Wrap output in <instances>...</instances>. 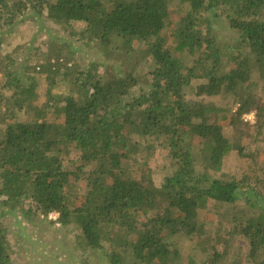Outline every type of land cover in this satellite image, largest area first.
Here are the masks:
<instances>
[{
    "label": "trees",
    "instance_id": "trees-1",
    "mask_svg": "<svg viewBox=\"0 0 264 264\" xmlns=\"http://www.w3.org/2000/svg\"><path fill=\"white\" fill-rule=\"evenodd\" d=\"M30 9L62 26L86 22L104 47L129 53L136 42H147L150 71L142 79L135 68L100 72L94 63L63 98L62 124L39 112L31 122H6L0 128L3 202L25 216L32 209L45 217L57 212L64 225L76 221L85 243L103 248L114 264H170L179 259L180 249L169 248L175 237L203 235L200 209L241 199L249 208L240 216L233 208L219 216L232 224L229 233L249 240L250 263L264 264V195L257 183L263 180L225 170L228 157L246 155L243 137L264 132V100L253 92L260 83L264 89V0H0V27L14 25ZM218 20L231 33V45L217 34ZM166 28L174 46L162 35ZM2 43L0 35V50ZM184 53L194 58L189 62ZM28 75L5 67L0 53V108L10 99L4 89L13 87L14 107L33 108L37 80ZM193 84L196 98H188ZM224 93L239 103L233 138L219 122L223 110L204 100ZM249 112L256 113L254 125L243 118ZM135 135L150 138L148 155L157 141L168 148L171 169L160 184L149 156L137 157L143 144ZM72 149L79 156L67 167ZM71 177L85 182L80 197ZM108 225L125 232L118 249L103 246ZM11 248L0 221V264H12Z\"/></svg>",
    "mask_w": 264,
    "mask_h": 264
},
{
    "label": "rangeland",
    "instance_id": "rangeland-1",
    "mask_svg": "<svg viewBox=\"0 0 264 264\" xmlns=\"http://www.w3.org/2000/svg\"><path fill=\"white\" fill-rule=\"evenodd\" d=\"M176 4L175 1L173 5ZM25 14L24 18L17 20L14 25L0 27V35L3 39L0 53L5 67L8 66L17 74L28 72L27 77L36 78L37 97L33 101V108H24L19 111L17 107H14L15 88L4 89L5 95L12 101L9 99L0 108V128H5L6 122H31L37 118L38 112L49 121L62 124L64 116L59 113V108L64 104L63 98L73 94L71 88L73 81L79 78V72L92 69L94 63L98 62L100 72L107 71L108 67L123 70L135 68V73L142 79L148 76L151 56L146 54L149 47L147 42H136L134 49L127 53L117 46L104 47L89 33L86 22L73 21L71 26H62L46 16H39L32 9ZM216 25V32L223 43L231 45L233 39L226 25H222L221 20H218ZM162 35L168 39L169 45L174 46L171 29L166 28L162 31ZM184 55L189 62L194 58L188 53ZM2 70L4 71V67ZM93 70L97 71L95 68ZM261 85L262 83L253 87V92L264 100V89ZM75 94L78 96L77 93ZM186 96L196 98L195 84L186 88ZM204 100L214 103L223 110L219 115V122L224 126L226 134L233 138L235 133L231 119L239 105L237 98L231 93H224L205 96ZM243 118L250 125L256 123L255 112H249ZM134 138L143 144L141 151L137 152V157L139 159L146 157L148 154L145 145L150 138L138 135ZM243 143L246 155L228 157L225 170L234 175L249 173L252 178L253 176L261 177L263 181L257 183L260 192L264 195V132L256 134L251 131L248 136L243 137ZM155 144L153 152L148 155V164L152 169L155 182L160 184L165 174L170 171L171 163L168 148L159 144L158 141ZM78 156L79 151L72 149L70 156L64 162L65 165L69 167L71 160ZM127 160L133 164L131 159ZM126 166L128 165L125 162ZM71 185H73L71 186L73 194L80 197L85 182L82 180L76 183L71 177ZM3 200L4 197L0 196V221L7 228L8 238L12 244V264H114L111 256L103 248H95L85 243L76 221L64 225L58 222L57 212H52L45 217L36 214L32 209L30 215L25 216L21 211H17L19 209L12 211ZM238 201L237 205L226 204L215 207L211 203L200 209L199 221L204 226L203 235L180 234L169 245L170 249L174 247L180 249L179 264L194 262L196 264H251L248 256L249 240L242 233H229V226L232 224L227 222V217L221 220L219 216V210L233 208L237 212L232 213L237 218L240 212L249 208L246 201L241 199ZM231 217L228 216V219ZM102 234L103 246L107 249H118L120 245L117 239L125 232L117 226L108 225L105 226ZM134 237L133 235L132 238ZM132 257L133 255L130 254L127 261H134ZM216 257L218 260L214 262ZM177 261L171 260L170 264H177Z\"/></svg>",
    "mask_w": 264,
    "mask_h": 264
}]
</instances>
